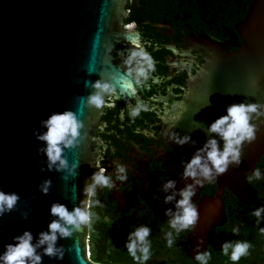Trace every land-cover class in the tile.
Segmentation results:
<instances>
[{"label":"water","instance_id":"water-1","mask_svg":"<svg viewBox=\"0 0 264 264\" xmlns=\"http://www.w3.org/2000/svg\"><path fill=\"white\" fill-rule=\"evenodd\" d=\"M126 4L127 0H0V190L19 195L12 209L0 214V252L25 229L31 230L36 243L38 234L56 219L49 214L53 202L71 210L85 199L99 110L84 105L82 98L96 91L92 84L106 81L116 99L137 100L131 89L135 80L116 59L123 53V39L132 43L128 52L139 48V36L121 29ZM239 31L245 41L240 51L206 60L180 101L165 98V133L174 144L172 133L190 136L189 143L177 144L188 154L216 136L208 132V125L226 114L228 105L264 104V0L252 1ZM78 108L84 124L79 144L64 149L66 168L56 170L53 165L48 170L42 148L37 151L44 142L33 132L51 113ZM251 122L258 125V138L244 142L241 163L230 164L216 180L240 198L253 196L246 177L264 153V117L253 114ZM217 139L222 148L223 141ZM46 179L51 187L43 194L38 186ZM88 237L86 228L68 237L58 234L62 258L44 254L46 245H41V264H93Z\"/></svg>","mask_w":264,"mask_h":264},{"label":"flooded vegetation","instance_id":"flooded-vegetation-1","mask_svg":"<svg viewBox=\"0 0 264 264\" xmlns=\"http://www.w3.org/2000/svg\"><path fill=\"white\" fill-rule=\"evenodd\" d=\"M252 1L127 0L121 29L124 31L125 25L135 24L125 31L139 36L138 46L154 57L156 71L147 79L140 77L137 82L136 61L125 63L132 43L122 40L123 53L116 54V59L135 80L136 85L131 89L137 100L116 99L113 92L105 94L106 100L108 96L114 98L116 106L100 109L92 129L93 137H98L93 139L95 143L91 148L94 152L92 173L103 148L101 164L113 173L116 187L112 191L97 190L105 207L93 209L101 219L94 221L95 232L88 237L91 261L134 264L124 244L131 226L143 223L152 229L153 255L146 264H198L194 257L201 239L199 251L209 248L212 252L209 264H232L220 249L224 242L235 240H247L253 245L250 255L242 257L236 264H264V235L258 231L259 227H264V219L256 225L258 218L252 215L256 207L264 204V179L254 184L247 181L253 191L250 198L238 197L217 181L197 187L193 200L200 216L194 230H184L172 248L167 247L164 237L170 219L165 213L167 209L176 211V201L165 203L163 197L192 183L191 179H182L178 173L183 170L182 160L193 155L174 144L165 133L162 125L166 114L165 98L171 96L173 101H180L206 60L244 47L239 26L245 21ZM137 101L147 105L149 110L133 122L129 110ZM121 163L129 171L128 180L124 182L115 180V166ZM255 167L264 172V153ZM170 178L177 181L176 186L165 191L163 182ZM179 198L177 195L176 199ZM105 216L115 223L110 226L104 220ZM233 225L241 228L239 235L231 233Z\"/></svg>","mask_w":264,"mask_h":264},{"label":"clouds","instance_id":"clouds-1","mask_svg":"<svg viewBox=\"0 0 264 264\" xmlns=\"http://www.w3.org/2000/svg\"><path fill=\"white\" fill-rule=\"evenodd\" d=\"M125 27L133 28L135 24L130 23ZM133 60L136 61L137 82H140V77L147 79L149 75L156 71L154 57L142 47L133 50L125 63L131 64ZM88 71H92L91 66L88 67ZM128 71L131 72L132 69ZM127 86L130 87V84ZM92 87L96 91L91 93L86 100L82 98L84 105L86 102L87 105L98 110L111 109L116 106L112 96H108L107 100L105 99V94L114 91L108 82L97 80L92 84ZM185 94H187V90ZM208 104H210V101ZM262 109H264V104L259 102H240L228 105L226 114L217 117L208 125V132L215 133L216 136H210L201 147L195 150L190 159L182 160L183 170L178 175L185 180L191 179L192 183H186L183 188L163 197L165 203L174 199L176 201V211L173 212L172 209H167L165 213L170 217L168 220L169 230L164 232L167 247L172 248L174 241L184 230L189 232L194 230L200 216L198 206L193 200L197 187L201 188L206 183L214 184L217 177L228 170L230 164L235 163L238 165L241 163L243 143H252L258 138V125L251 121L253 114L257 119L264 117V110ZM148 110L147 105L138 102L130 108L129 116L135 122L142 112ZM79 113V108L77 110L65 109L63 112H53L47 119L40 122L41 128L33 132V136L37 140L44 142L37 151L39 152L42 148L44 155L47 157L48 170H52L53 165H56V170L68 166V162L62 153L64 149L79 144V137L84 127ZM177 118L174 117V119ZM217 136L223 141L222 148ZM170 138L178 145L191 141L190 136L181 137L176 133H172ZM93 139H98V137H93ZM101 143L103 142L101 141ZM193 143L195 142L193 141ZM104 151L103 148L99 151L98 158L95 160L96 170L91 174V183L84 188L85 199L81 201L80 205L70 210L65 204L53 202L49 214L55 216L56 219L50 220L47 230L38 234L37 242L33 243L34 237L29 229L13 236V242L5 244L3 252H0V264H41L42 255L37 251V248L41 245H46L43 249L44 254H59V258H62L63 252L56 246L58 234L60 237H68L72 235L73 231L83 232L85 228L89 234L95 232L93 228L94 221H99L101 217L93 209L95 207L101 209L105 207V204L97 196V190L99 188L112 191L116 187L113 173H109L106 167L101 164L104 160ZM76 166L78 165H73V167ZM128 176L129 171L123 163L115 166V180L124 182L128 180ZM261 179H264V172L260 167H255L252 173L246 177L249 184H254V182ZM176 183L177 181L172 178L166 180L162 185L163 190L175 188ZM38 187L43 194H48L51 180H44L42 185ZM177 195L180 197L179 199H176ZM18 199L19 195L17 193H5L0 190V214L5 210H11ZM262 212H264V204L256 207L252 212V215L258 218L255 221L256 225L260 224V219H264V217H261ZM104 220L110 226L115 223L107 216L104 217ZM240 231L241 228L236 225L231 228V233L239 235ZM258 231L261 235H264V227H259ZM151 233L152 229L146 224L139 223L131 226L124 248L127 249V253L134 264H146L151 259L153 255ZM202 243L203 240L201 239L196 246L197 252L194 260L198 264H209V261L212 260V252L209 248L199 251ZM252 247V243L247 240L226 241L222 244L220 252L232 264H236L242 257L250 255L249 250ZM89 257H91L90 251ZM93 264H99V262L94 261Z\"/></svg>","mask_w":264,"mask_h":264}]
</instances>
